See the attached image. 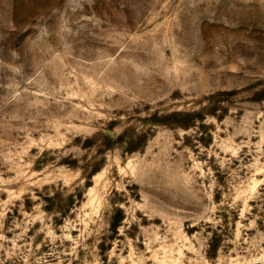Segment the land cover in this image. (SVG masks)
<instances>
[{
    "label": "rangeland",
    "instance_id": "1",
    "mask_svg": "<svg viewBox=\"0 0 264 264\" xmlns=\"http://www.w3.org/2000/svg\"><path fill=\"white\" fill-rule=\"evenodd\" d=\"M0 264H264V0H0Z\"/></svg>",
    "mask_w": 264,
    "mask_h": 264
},
{
    "label": "trees",
    "instance_id": "2",
    "mask_svg": "<svg viewBox=\"0 0 264 264\" xmlns=\"http://www.w3.org/2000/svg\"><path fill=\"white\" fill-rule=\"evenodd\" d=\"M215 245L213 244V249H214Z\"/></svg>",
    "mask_w": 264,
    "mask_h": 264
}]
</instances>
